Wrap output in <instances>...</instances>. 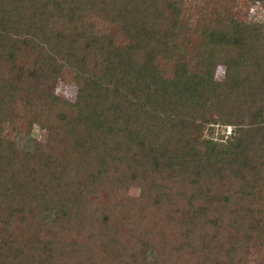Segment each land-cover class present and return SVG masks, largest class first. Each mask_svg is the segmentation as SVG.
<instances>
[{"label": "trees", "instance_id": "16d2710c", "mask_svg": "<svg viewBox=\"0 0 264 264\" xmlns=\"http://www.w3.org/2000/svg\"><path fill=\"white\" fill-rule=\"evenodd\" d=\"M182 4L0 0V264H264V23Z\"/></svg>", "mask_w": 264, "mask_h": 264}, {"label": "rangeland", "instance_id": "374dc122", "mask_svg": "<svg viewBox=\"0 0 264 264\" xmlns=\"http://www.w3.org/2000/svg\"><path fill=\"white\" fill-rule=\"evenodd\" d=\"M182 9L183 13L189 12L190 17L189 21H193L196 19H202L208 21L209 18H215L217 13H220V16H231L234 15L238 18L242 19L244 22L253 21L255 20H262L264 23V2H249L247 0H182ZM103 27V26H102ZM121 34L116 32V36L118 40L121 39ZM194 37V36H193ZM197 37V36H195ZM179 44L182 43L181 47H183V57L182 60L189 62L191 65H195L196 63V54L198 53L199 49H196L198 46L199 40L193 39L191 43L186 44L183 38L178 40ZM264 50V45L260 48ZM195 51V52H194ZM33 56V55H32ZM31 56V57H32ZM29 62V60H28ZM157 64L160 66L162 70H164L167 74L170 73L172 67V62H168L166 60H161L160 58L157 59ZM35 65V58L34 56L30 59V68L31 71L34 70ZM224 74V65L218 64L214 70V76L216 79H222ZM38 78L40 76L37 72L32 74V78L29 81V87L34 89L38 87L39 89L43 88V85L40 84ZM55 91L58 93H63L67 97L73 98L75 93L76 86L72 82H56L53 85ZM14 139L15 144L20 149L22 147L26 149H30L33 151L34 149V141H38L41 143L44 142L47 138L48 131L45 128H41L38 124H35L32 132L28 136H22L18 132H14ZM22 146V147H21ZM138 193L137 187H130L128 189L129 195H136ZM103 197L98 199L99 202H103ZM246 256L247 264H255L253 260L257 258V253L255 247H244Z\"/></svg>", "mask_w": 264, "mask_h": 264}, {"label": "built area", "instance_id": "2783aa9c", "mask_svg": "<svg viewBox=\"0 0 264 264\" xmlns=\"http://www.w3.org/2000/svg\"><path fill=\"white\" fill-rule=\"evenodd\" d=\"M227 129H230L229 127Z\"/></svg>", "mask_w": 264, "mask_h": 264}]
</instances>
